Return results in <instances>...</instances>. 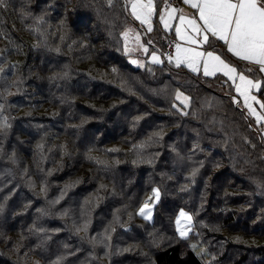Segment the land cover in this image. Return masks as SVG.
<instances>
[{
	"label": "trees",
	"instance_id": "obj_1",
	"mask_svg": "<svg viewBox=\"0 0 264 264\" xmlns=\"http://www.w3.org/2000/svg\"><path fill=\"white\" fill-rule=\"evenodd\" d=\"M131 21L122 0L0 5V64L8 65L0 78L6 118L0 127V264H16L9 246L22 234L29 242L60 240L62 264H84L93 255V234L108 229L126 247L113 256L122 264H204L188 238L206 246L211 264H264L259 129L242 103L234 104L232 88L169 61L150 68L127 61L122 30ZM159 31L156 25L153 32ZM178 90L189 95L187 115L173 107ZM199 95L215 105H201ZM184 128L188 134L179 139ZM113 141L119 144L107 147ZM152 148L161 149L158 158ZM135 149L149 160H133ZM29 181L47 187L38 192ZM155 187L160 196L149 221L137 210ZM87 195L85 237L67 213L78 216L76 206ZM180 207L194 219L185 238L173 226Z\"/></svg>",
	"mask_w": 264,
	"mask_h": 264
},
{
	"label": "rangeland",
	"instance_id": "obj_2",
	"mask_svg": "<svg viewBox=\"0 0 264 264\" xmlns=\"http://www.w3.org/2000/svg\"><path fill=\"white\" fill-rule=\"evenodd\" d=\"M155 3L156 2L154 0L155 13L151 17V20H150L152 28L154 25L153 21H156L161 26L160 27L161 32H163L162 36L165 38L166 34H171L172 32L175 33V28L177 26H180L182 35L180 37H178L175 33L176 37L178 38L177 41L180 43L181 39L192 40L194 43H193L191 49L194 51H200L201 52L200 47H202L203 44L202 43H196L195 41L201 40L202 37L199 36L195 31H193L187 25H180V22L178 19V16L180 14L179 12H176L174 14L175 18H173L172 20L169 21V27L168 28H165L164 24L161 23L160 16H159V13L161 11H164L165 19L167 20L168 19V15H167L168 12H171L172 9H179V10L183 11V13L186 15V18H188V19L195 18V19H197V21L199 23L197 11H195L193 8H191V6H189V5L187 6V4H184V2H181V4L179 6L174 5V4H169V5H171V8H167V9L162 3H160L159 5H157ZM126 11L132 20H135L139 25H143L144 29H145V31L142 29L139 30V34L137 36V38H138L137 43L134 41L135 35L133 33V27H136V24L134 21L131 23L129 31H128V29L123 30L122 33H123L124 40H125V49L127 51L129 50V48L127 47L128 44H129V47H131V54L129 56V61L136 67H140V68L145 67V66L151 67L152 65H154V62L152 60V54L155 53V55L159 58L161 63H163L164 59H163L161 53L157 50L158 47L156 48V46H154L155 43L159 44V42L158 41H155V42L152 41V39L154 38L152 35L153 29L151 31H148V24H141V22L139 20L135 19L134 16L131 15V6L130 5L127 6ZM129 24H130V22H129ZM145 33H148V35L146 37L144 35ZM167 39H168V37H167ZM145 49H147V51H145ZM173 49H175V46ZM173 53L174 54L168 60L169 61L168 64L169 65L174 64V66L177 67L176 66V56H177L176 50ZM0 59H1V55H0ZM202 60H203V58H201V62L197 65L198 71H196V72H201V70H203V69H201V67L203 68ZM161 63H155V64H161ZM183 64L187 68L192 70L188 66L187 62H185ZM7 67H8V65L6 63L0 64V78L1 79L4 78V72L6 73ZM211 76H213V75H211ZM204 83L206 84V86L210 85L208 80H205ZM224 87H225V89H224L225 91H228L229 88L231 87L232 88L231 90L234 91V94L239 95V98L241 99V103L243 105L242 107L245 110L244 112H246V114L252 119V121L254 122V125H256L257 128L259 129L261 137L264 139V121L258 122L256 119V116L249 113L248 108L245 107L244 98L242 96H240V94L236 90L237 86H235V87L224 86ZM8 88L9 87L7 85L3 87V89L5 91L4 94L10 95L11 93H8ZM258 90L259 89H255L254 92H258ZM14 91H15V89H14ZM260 91H261V89H260ZM177 92H181V93H183V95L185 97L189 98V95L187 93H185L184 91L178 90ZM205 95H199L198 96L199 103L205 107L214 106L215 103L212 101V99L205 98ZM250 95H253L252 90L250 92ZM262 95L264 96V90H263ZM182 99H183V97L180 100L176 99V94H175V100H174L175 102L173 101V103H174V105H176V109L178 111H181V113H186L190 109V107H189L190 98L186 103H182L181 102ZM193 101H194V99H193ZM249 103H251L252 108L255 110V112L257 114L264 115V109L260 108L259 103H256L253 101H249ZM0 105H2V103H0ZM2 108H0V114L1 115L3 114ZM1 115H0V124H4L6 121V118H5V116H1ZM117 123H118V121H117ZM188 127L189 126L187 124L186 128H188ZM195 129L196 128L192 129L193 134L197 133V131H195ZM187 134L188 133L185 131V128H184L179 134H177V137L178 138L180 137L179 139H181L182 137H184ZM85 137L87 138L88 134ZM116 144H119L118 141H113L110 144H108L107 147H112ZM140 145L145 146L147 148V144H145V143L144 144L140 143ZM152 149H154L157 152V158H158V155L160 154L161 149L160 148H152ZM148 151H149V149H148ZM134 153H135V155L133 157V160H137V161H139V163H142L144 161L146 162L149 160V158H148L149 155H145V154L140 155V152L137 149L134 150ZM148 153L150 154V151ZM101 154H102L103 158H105L106 155H103V153H101ZM14 160H15L16 164H18L19 159L16 158ZM105 160H107V159L105 158ZM110 161H114V159H112ZM134 165H139V164L135 163ZM157 173L159 175L162 174L161 172H157ZM29 180H32V178H30ZM29 182L32 183V186L35 187V190H37V191L38 190L42 191L43 187H45V188L47 187L45 181H29ZM79 182L80 181H73L70 183L76 185ZM68 185H69V182H67L64 185V187L68 186ZM153 189H158V188L155 187ZM153 189L148 194V196L142 201V203H140L139 208L137 210V212H138L137 214H139L144 219L149 220V221H151L152 218L154 217V213H155L154 207L158 201L156 194L153 193ZM158 191H159V189H158ZM64 193H65V191H64V189H62L60 191V194H58L54 197V199H56L55 201L59 200L60 197L62 196V194H64ZM159 196H160V192H159ZM91 199H92V197L90 195H87L86 198L82 200V202L79 201L78 205L76 206V212H77L78 216H76V215L73 216L72 213H67V215L71 219H75V220H72L70 222L72 228L75 231H77L78 233L83 234L85 237H87V235H88L87 231H88V228L90 227V225L86 219L81 218L83 215L82 208L88 207L87 202ZM145 202H147V207H144ZM142 207L144 208L145 213L149 214L147 216V218H145L144 215L140 214V210ZM181 210H183L185 213H187L189 216H191V220H189L188 217H180L179 228L181 231L184 232V236H181L180 231L177 230V224H176L177 217L179 216ZM193 225H194V219H193L191 212H189V210L185 207H180L176 211L174 218H173V226H175L174 229H175V232L177 233V235L181 238H185V237L190 236V233H192L194 231ZM85 226H86V231L84 230ZM78 229H80V230L78 231ZM56 231H57V229L54 230L53 235L56 233ZM112 231H113L112 229H108V231L102 230V231H97L93 234V236L91 238L92 244L95 246V248L93 250V255L90 256L88 258V262L84 263V264H122V263L115 261L113 256H115V254L117 252L125 249L126 247H124V245L122 243H120L119 239L113 235ZM28 235L29 234L20 235L19 240L14 241L13 245L9 246V252L15 256L14 261L16 264H48L44 260V257H48V256L51 257V255L55 257L54 258L55 263H52V264H62L63 259L65 258L64 253L62 251V246H60V249L57 252V246H58L60 240L56 241L54 244H49V243H47L48 240H46V239L40 240V239H38V236H35L34 238L36 239V241L29 242L27 239ZM188 242H189V246L191 247V249L197 254V256L201 259V261L204 264H211V262H210L211 258H210V255L208 253L209 251L202 242H200L198 240H194V239L189 240V238H188ZM50 245H53L51 252H50V247H49ZM96 247H98V248L96 249ZM40 248H41V250H40ZM35 252L40 253V256L37 255ZM56 252H57V254H56Z\"/></svg>",
	"mask_w": 264,
	"mask_h": 264
},
{
	"label": "snow or ice",
	"instance_id": "obj_3",
	"mask_svg": "<svg viewBox=\"0 0 264 264\" xmlns=\"http://www.w3.org/2000/svg\"><path fill=\"white\" fill-rule=\"evenodd\" d=\"M183 2L197 10L199 23L195 18H186L182 10L172 9L167 14V20L164 11L159 13L161 23L164 24L165 28H168L169 21L175 18L174 14L179 12L180 25H187L202 37L201 40L195 41L196 43L210 46L214 40L222 41L229 53L242 61L256 64L259 72L264 73V0H183ZM3 4L4 0H0V5ZM108 4L111 6L112 0H108ZM128 5L131 6V15L141 24H148V31H151L150 20L155 13L154 0H125L126 10ZM165 7L166 9L171 8V5L167 4V0H165ZM175 33L178 37L182 35L180 26L175 28ZM192 42L189 40V43ZM176 53L177 67L187 62L192 71L196 72L198 71L197 65L203 58V74L205 76L212 75L216 71H222L229 79L238 78L240 83L236 90L244 98L245 107L248 108L249 113L256 116L258 122L264 121V115L257 114L249 103V101L259 103L260 108L264 109V101H258L255 95H250L252 89L264 88V82L249 79L243 72H239L235 66L227 63L214 51H194L181 48L177 44ZM152 60L154 63H161L155 53L152 54ZM237 73L238 76L234 75ZM182 97V103L189 100L183 93H176V99L180 100ZM233 102L236 103L235 97H233ZM2 107L0 105V108ZM173 107L175 108L176 105ZM182 114L187 115V113ZM4 126L6 124H0V127ZM153 193L159 199L158 189H153ZM144 207H147V202H145ZM0 210H2V205H0ZM140 214L144 215L145 218L149 215L145 213L143 207ZM180 217H188L191 220V216L181 210L177 217V230L180 231L181 236H184V232L179 228ZM84 230L86 231V226Z\"/></svg>",
	"mask_w": 264,
	"mask_h": 264
},
{
	"label": "crops",
	"instance_id": "obj_4",
	"mask_svg": "<svg viewBox=\"0 0 264 264\" xmlns=\"http://www.w3.org/2000/svg\"><path fill=\"white\" fill-rule=\"evenodd\" d=\"M123 1V3L125 4V0H122ZM157 1L158 0H155V4H157ZM181 2H183V0H177V3L176 4H174V5H177V6H179L180 4H181ZM185 4V3H184ZM187 6H188V4H187ZM190 6V5H189ZM192 8V7H191ZM194 9V8H193ZM195 11H197L196 9H194ZM135 22V24H136V27H133V33H134V41L137 43L138 42V38H137V36H138V34H139V30L140 29H142V30H144L145 31V29H144V26L143 25H139L135 20H132L131 22H130V24L129 25H127L123 30H125V29H128V31H129V28H130V26H131V23L132 22ZM153 23H154V25H153V30H152V35H153V39H152V41L153 42H155V41H158L159 42V44L158 43H155V45L154 46H156V48L158 47V48H160V49H165L166 48V46L167 45H170V41L173 39V41H174V46H175V49H173L174 48V46H173V48H172V53H171V56L174 54L173 52L176 50V45L177 44H179L180 45V47L181 48H187V49H191V47H192V45H193V43L194 42H192V43H189V40H187V39H181V42L179 43L178 41H177V37H176V35H175V33H171V34H166V37L164 38L163 36H162V34H163V32H161V26L156 22V21H153ZM156 25L158 26V28H159V32L160 33H158L157 32V34H155V32H153L154 30H155V27H156ZM123 30H122V32H123ZM145 35V37L148 35V33H145L144 34ZM155 35V36H154ZM167 37H168V39H167ZM131 38V37H130ZM167 39V40H166ZM122 41H123V51H124V53H125V55L127 56V61H129V56H130V54H131V47H129V44H128V48H129V50L127 51L126 49H125V40H124V36H123V33H122ZM129 43V42H128ZM157 48V50L159 51V49ZM200 49H201V52H204V51H214L216 54H218V55H220L221 56V58L222 59H224L227 63H229V64H231V65H233V66H235L236 68H237V66L235 65V64H233V63H231L229 60H227L225 57H223V55H222V53H221V51L220 50H223V52L225 51L226 53H228L229 55H231V57H233L235 60H237V62L239 63V64H241V66H242V69H238V71L239 72H243V74L244 75H246L249 79H254V80H260V81H262V82H264V73L262 74L261 72H259V70H258V66L256 65V64H254V63H249V62H246V61H242V60H240V59H238L237 57H235V56H233L231 53H229L228 51H227V49H226V47L224 46V44H223V42L222 41H216V40H214V41H212V43H211V45L209 46V45H205V44H203V46L202 47H200ZM174 50V51H173ZM160 52V51H159ZM161 53V52H160ZM161 55H162V53H161ZM170 56V57H171ZM162 57H163V55H162ZM130 62V61H129ZM131 63V62H130ZM132 64V63H131ZM133 65V64H132ZM171 65H173L174 66V64H171ZM182 69L183 68H185V69H187L188 71H190V72H192V73H194V74H196V75H200V76H203V77H206V78H210V80L212 81V83L214 84V85H219V84H222L223 85V87L224 86H233V87H235V86H237L239 83H240V81H239V79L237 78V79H235V80H232V79H229L227 76H225L224 74H223V72L222 71H216L214 74H212L213 76H211V75H209V76H205L204 74H203V70H201V72H194V71H192V70H190L189 68H187L184 64H181V66H180ZM142 68H150V67H147V66H145V67H142ZM201 69H203L202 67H201ZM249 69H251V71H248ZM234 75H237L238 76V73L237 74H234ZM252 79V80H253ZM231 88V87H230ZM224 89H225V87H224ZM254 90L255 89H252V94L253 95H255L256 97H257V100L258 101H264V98L263 99H261V97H260V95H259V90H258V92H254ZM261 90H264V88H261ZM237 93V92H236ZM233 97H236L237 99H238V103L239 102H241V99L239 98V95L237 94H233Z\"/></svg>",
	"mask_w": 264,
	"mask_h": 264
},
{
	"label": "built area",
	"instance_id": "obj_5",
	"mask_svg": "<svg viewBox=\"0 0 264 264\" xmlns=\"http://www.w3.org/2000/svg\"><path fill=\"white\" fill-rule=\"evenodd\" d=\"M164 6H165V0H161V2ZM177 3V0H167V4H176ZM174 46V41L173 39L170 41V45H167L165 49H159V51L162 53L163 55V59L165 62H168L170 56H171V53H172V48Z\"/></svg>",
	"mask_w": 264,
	"mask_h": 264
},
{
	"label": "water",
	"instance_id": "obj_6",
	"mask_svg": "<svg viewBox=\"0 0 264 264\" xmlns=\"http://www.w3.org/2000/svg\"><path fill=\"white\" fill-rule=\"evenodd\" d=\"M235 99H236V103H235V105H237L238 104V99L235 97Z\"/></svg>",
	"mask_w": 264,
	"mask_h": 264
}]
</instances>
